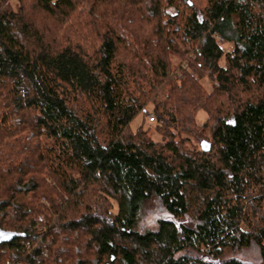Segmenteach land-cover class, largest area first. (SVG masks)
Listing matches in <instances>:
<instances>
[{
  "label": "trees",
  "instance_id": "16d2710c",
  "mask_svg": "<svg viewBox=\"0 0 264 264\" xmlns=\"http://www.w3.org/2000/svg\"><path fill=\"white\" fill-rule=\"evenodd\" d=\"M251 249L264 264V0H0V264Z\"/></svg>",
  "mask_w": 264,
  "mask_h": 264
},
{
  "label": "rangeland",
  "instance_id": "374dc122",
  "mask_svg": "<svg viewBox=\"0 0 264 264\" xmlns=\"http://www.w3.org/2000/svg\"><path fill=\"white\" fill-rule=\"evenodd\" d=\"M228 52L231 51V48L228 47ZM209 87H213L211 83H209ZM206 120V114L204 113H200V115L198 116V124H203ZM153 126H146V130L147 131H150V137L158 142L160 141V138H158L156 136V134L154 133V127L156 126V123L155 124H151ZM161 217H165L164 214H161V213H154L148 220H147V223H148V226L154 228L155 227V222L158 218H161ZM233 257H236V258H239V259H242L243 261L247 262L248 264H262L261 263V260H260V257H259V253L257 252L256 249H251L249 251H243L242 253H233L231 255H229V258H233Z\"/></svg>",
  "mask_w": 264,
  "mask_h": 264
},
{
  "label": "water",
  "instance_id": "95a60500",
  "mask_svg": "<svg viewBox=\"0 0 264 264\" xmlns=\"http://www.w3.org/2000/svg\"><path fill=\"white\" fill-rule=\"evenodd\" d=\"M210 150H211V147H210L209 144H207V143H203V144H202V151H203L204 153H209Z\"/></svg>",
  "mask_w": 264,
  "mask_h": 264
},
{
  "label": "built area",
  "instance_id": "2783aa9c",
  "mask_svg": "<svg viewBox=\"0 0 264 264\" xmlns=\"http://www.w3.org/2000/svg\"><path fill=\"white\" fill-rule=\"evenodd\" d=\"M149 121H150V123H151V124H155V123H156V121H154V119H153V118H152V119H150Z\"/></svg>",
  "mask_w": 264,
  "mask_h": 264
}]
</instances>
